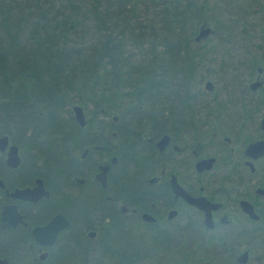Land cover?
<instances>
[{
  "label": "flooded vegetation",
  "instance_id": "obj_1",
  "mask_svg": "<svg viewBox=\"0 0 264 264\" xmlns=\"http://www.w3.org/2000/svg\"><path fill=\"white\" fill-rule=\"evenodd\" d=\"M164 1L192 17V44L237 30L239 59H193L188 102L138 130L83 108L76 171L57 185L34 145L0 123L4 264H264V0ZM110 3L147 13L142 0ZM58 214L55 239L41 241Z\"/></svg>",
  "mask_w": 264,
  "mask_h": 264
},
{
  "label": "trees",
  "instance_id": "obj_2",
  "mask_svg": "<svg viewBox=\"0 0 264 264\" xmlns=\"http://www.w3.org/2000/svg\"><path fill=\"white\" fill-rule=\"evenodd\" d=\"M142 1L143 18L110 0H0V123L48 161L52 185L76 171L72 104L138 130L191 96L192 17Z\"/></svg>",
  "mask_w": 264,
  "mask_h": 264
},
{
  "label": "rangeland",
  "instance_id": "obj_3",
  "mask_svg": "<svg viewBox=\"0 0 264 264\" xmlns=\"http://www.w3.org/2000/svg\"><path fill=\"white\" fill-rule=\"evenodd\" d=\"M227 30L229 32H224L227 35L226 42L220 43V33H214L208 38L207 42L192 44L193 51L197 54V59H239L243 48L240 46L238 38L235 37L238 31ZM91 107L90 105L88 108Z\"/></svg>",
  "mask_w": 264,
  "mask_h": 264
},
{
  "label": "water",
  "instance_id": "obj_4",
  "mask_svg": "<svg viewBox=\"0 0 264 264\" xmlns=\"http://www.w3.org/2000/svg\"><path fill=\"white\" fill-rule=\"evenodd\" d=\"M210 28L209 27H204L200 30L199 34L197 35V38H199V36L206 34L207 32H209ZM72 111H73V116L74 119L80 124L83 125L86 121L85 119V113L83 110V107L80 104H73L72 105ZM13 149H16L15 146H13ZM103 169L101 172H98L96 174V178L100 179L103 183L105 182L104 179V173H105V168H107V166H101ZM41 186H36L33 189H30V198H37L39 196L38 193L41 192ZM45 193H47V191H44ZM32 193V194H31ZM65 223V221L63 220L62 215L58 214L55 215L52 220L45 226V227H41L40 230L43 231V229H49L51 227L52 231H51V239H40L41 241H45V242H51L55 239L56 237V233L58 231V229ZM39 227H37L36 229H38ZM0 264H4V262L0 261Z\"/></svg>",
  "mask_w": 264,
  "mask_h": 264
}]
</instances>
